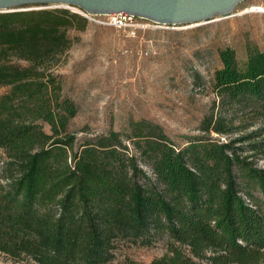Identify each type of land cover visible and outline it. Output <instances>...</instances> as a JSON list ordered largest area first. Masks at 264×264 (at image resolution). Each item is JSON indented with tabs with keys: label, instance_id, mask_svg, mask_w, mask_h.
I'll return each instance as SVG.
<instances>
[{
	"label": "trees",
	"instance_id": "16d2710c",
	"mask_svg": "<svg viewBox=\"0 0 264 264\" xmlns=\"http://www.w3.org/2000/svg\"><path fill=\"white\" fill-rule=\"evenodd\" d=\"M88 22L67 8L0 12V255L24 264H264V49L247 45L243 60L231 47L218 51L211 90L222 110L204 116L202 134L177 144L143 118L79 142L70 129L78 106L56 70L69 30ZM159 240L165 251L149 262L116 259L122 243Z\"/></svg>",
	"mask_w": 264,
	"mask_h": 264
},
{
	"label": "rangeland",
	"instance_id": "374dc122",
	"mask_svg": "<svg viewBox=\"0 0 264 264\" xmlns=\"http://www.w3.org/2000/svg\"><path fill=\"white\" fill-rule=\"evenodd\" d=\"M23 8L78 12L60 4ZM95 18H88L82 30H69L72 44L56 70L63 81V93L78 106L70 129L79 142L84 136L108 130L123 132L132 120L143 118L160 124L177 144L202 134L204 116L222 110L213 106L211 90L213 72L220 66L218 51L231 47L243 60L247 45L264 49V0H243L229 15L193 23L161 24L138 17L131 29L110 24L107 15ZM6 89L0 88V93ZM237 134L241 133H212L225 140ZM4 159L0 150V185L7 176ZM139 164L150 172L142 161ZM257 164L264 165V159H257ZM164 251L160 240L151 245L122 243L116 259L127 256L149 262ZM0 264L24 263L0 255Z\"/></svg>",
	"mask_w": 264,
	"mask_h": 264
},
{
	"label": "water",
	"instance_id": "95a60500",
	"mask_svg": "<svg viewBox=\"0 0 264 264\" xmlns=\"http://www.w3.org/2000/svg\"><path fill=\"white\" fill-rule=\"evenodd\" d=\"M243 0H0V12L37 4H60L87 15L127 13L161 24L206 21L233 12Z\"/></svg>",
	"mask_w": 264,
	"mask_h": 264
},
{
	"label": "built area",
	"instance_id": "2783aa9c",
	"mask_svg": "<svg viewBox=\"0 0 264 264\" xmlns=\"http://www.w3.org/2000/svg\"><path fill=\"white\" fill-rule=\"evenodd\" d=\"M81 14H83L84 16H86L89 19L97 20L95 18L96 15H87L84 13H81ZM107 16H108L110 24L117 26V27L128 26L131 29H132V27L135 26V20H136V18H138L134 15H130V14L123 13V12L122 13L108 14Z\"/></svg>",
	"mask_w": 264,
	"mask_h": 264
},
{
	"label": "bare ground",
	"instance_id": "6f19581e",
	"mask_svg": "<svg viewBox=\"0 0 264 264\" xmlns=\"http://www.w3.org/2000/svg\"><path fill=\"white\" fill-rule=\"evenodd\" d=\"M250 9V8H249Z\"/></svg>",
	"mask_w": 264,
	"mask_h": 264
}]
</instances>
